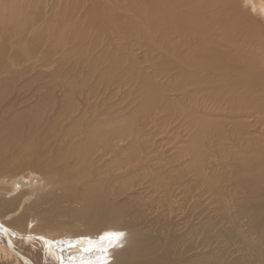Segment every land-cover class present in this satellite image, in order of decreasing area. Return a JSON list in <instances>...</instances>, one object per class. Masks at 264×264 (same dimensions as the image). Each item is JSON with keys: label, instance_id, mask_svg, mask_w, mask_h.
<instances>
[{"label": "bare ground", "instance_id": "6f19581e", "mask_svg": "<svg viewBox=\"0 0 264 264\" xmlns=\"http://www.w3.org/2000/svg\"><path fill=\"white\" fill-rule=\"evenodd\" d=\"M56 1L60 2L57 8L68 18L71 25L68 24V27L72 30L114 29V0ZM242 1V5L247 8L241 7L240 11L234 5L230 7L235 20L226 22L222 51L216 45L199 43L191 37L187 46L179 40L175 63L163 58L169 68L178 67L176 77H172L174 84L168 90L176 91L179 95L176 106L181 113V122L194 130L191 132L192 141L180 147L182 153L188 152L191 156L187 157L188 154L184 153L186 157L180 161L182 165L187 160L192 162L197 170L195 178L206 190L215 184V177H219L208 172L209 167L215 165L208 161L212 156L215 163H223L221 169L229 174V178L219 179L231 183L233 188L231 172L239 173L246 191L253 181L254 186L258 183L260 188H264V177L258 171L260 168L264 172V128L258 129L256 123L259 120L264 124L263 39L259 26L253 25L249 10V6L259 4L264 11V1ZM40 3L42 0H0V22L13 28L18 26L15 29L18 34L24 25H29V19H34V15L41 9ZM176 4V1L170 4L166 0H152L143 14L138 5L132 10L137 15L135 17L144 19L150 26V33L156 29L161 30L160 34L165 40L175 17V28L179 27L181 31L185 28L198 36L202 34L205 23L202 9L205 3H201L197 9L194 6L186 8L183 4L177 12ZM126 22L121 21L120 25L124 27ZM5 31L7 28L4 27L3 35ZM134 34L140 33L134 29ZM13 35L16 36L15 33L10 36ZM251 43L261 45L259 49L252 48ZM24 55L29 54L24 52ZM86 55L89 53L86 52ZM91 62L97 61L92 59ZM201 64L205 69L208 66L202 75L199 73ZM213 68L222 73V86L210 75V69ZM70 78L64 89L60 86L63 89L61 92H57L54 85L41 101L34 102L11 121L0 122V264H229L226 256L213 258L212 252L209 254L211 239L213 241L219 236L214 233L212 236L209 216L205 218V227L208 229L204 232L202 254L196 251L194 243L198 242V235H202L205 228L203 225L194 226L189 232L167 228L160 221L161 211L150 217L144 231L137 228L129 230L127 226L121 225L120 211L124 207H114L106 196L108 181L113 182L112 177L115 176H112L114 160L120 157L123 162L135 161L131 157L134 150L148 146L146 142L150 127L144 129L133 123L114 127V122H117L114 121V113L95 106L103 105L107 100L103 98L105 101L101 102L100 95L94 91L92 94L83 92L89 89V85L84 82L86 86L79 87L77 78ZM20 88L27 91L30 89L26 85H20ZM18 89L17 85L13 87L0 81V113L5 102L14 100L11 94H16ZM198 92L204 95L203 102L194 98L199 95ZM145 95L154 103L161 98L158 94ZM62 97L66 99L64 103ZM210 104L211 107H207ZM164 106L169 107L167 103ZM51 112L57 113L49 114ZM143 160L136 162V165L132 162L135 165L132 170L134 168L137 175L140 174V178L144 179L142 184L150 198L144 204L153 211V206L155 208L158 204L151 196L162 191L163 176L160 173L169 167L162 164L153 166V170L148 169ZM98 180L105 183H96ZM77 185H84L80 192ZM237 199L239 196L236 192L234 201ZM260 200L263 205L264 197ZM59 204L62 205L61 212L65 219L55 221L53 210ZM244 213L250 220L254 219L249 209H244ZM199 216L202 218L203 215L199 213L196 219ZM235 224V227L229 229L232 235H238L240 231ZM255 228L264 235V221L259 222ZM105 233H123L124 236L117 244L110 246L107 241H100L97 245L93 239L100 240ZM66 236L86 238L78 240V245L64 246L74 242ZM85 240L89 242L85 243ZM93 247L96 250L89 252L88 249ZM95 252L98 256H95Z\"/></svg>", "mask_w": 264, "mask_h": 264}, {"label": "rangeland", "instance_id": "374dc122", "mask_svg": "<svg viewBox=\"0 0 264 264\" xmlns=\"http://www.w3.org/2000/svg\"><path fill=\"white\" fill-rule=\"evenodd\" d=\"M122 1L114 0L115 19L113 30L111 27L72 30L68 27L70 22L68 18L59 12L57 5L60 2L56 0H42L38 14L34 15L33 20H28L29 25L21 26L22 28L18 34V31L15 30L19 28L18 26L15 25L13 28L7 23L0 22V81H4L13 87L17 85L19 88L16 94L15 92L11 94L14 95V100L4 103L5 107L2 108L0 113V122L3 120L11 121L10 119H13L16 114L24 109H29L28 106L33 105L34 102L41 101L43 96L51 89L50 87L55 85L56 91L60 90L61 92L70 76V79L77 78L78 85L80 83L79 87L89 85L87 86L90 90L84 89L83 92L88 94L95 92L100 95L101 102L107 100L103 105L96 104L95 106L96 108L101 107V110L114 113V121L117 120V122H114V127L128 125L129 123H133L137 127L141 125L144 129L150 127V135L148 134L149 138L146 142L148 146L134 150L131 156L135 159V161L132 160L135 165L136 162L144 159L143 161L147 163L148 169L153 170L155 169L153 166L162 164L169 167L167 170L162 169L163 173H160L163 176L161 179L162 191L151 196V198L154 197L157 200L158 204L156 205L158 207H155L158 211L154 206L152 211L150 206L144 204L146 200L150 199L148 198L149 193L145 185L142 184L144 179L140 178V174L137 175L134 168L132 170L135 165L132 162L120 161V157L116 159L117 161L114 160L112 176H115L112 177L113 182L108 181L109 190L106 196L108 202L114 207H124L120 211L122 216L121 225L127 226L129 230L137 228L144 231L145 224L150 217L161 211L160 221L163 225L178 231L184 232L187 230L189 232L194 226L203 225L205 227V218L209 216L208 224L212 227V236L213 233L219 234L217 239L214 238L213 241L211 239L209 254L212 252L213 258L224 255L228 258L227 263L229 264H264V235L255 228L259 222L264 221V204L262 205L263 201L260 200L264 197V188H260L258 183L254 186L255 182L253 181V183H249L250 189L246 191L243 180L239 178V173L231 172V180L234 183L233 188L230 185L231 183L219 179V177L227 179L229 174L221 169L223 163L221 161L215 163L214 156H212L208 161L215 165L210 166L208 172L211 171L210 173L217 174L219 177H215L217 178L213 182L215 184L206 190L204 185L199 184L195 178L197 170L192 166V162L187 160L183 165L181 164V158L183 160L188 152L182 153L180 147L183 144L188 145L192 141L191 132L193 133L194 130L192 131L186 124L183 125L184 122H181V113L178 112L176 106L179 95L176 91L168 90L174 84L172 77H176L178 67L172 66L169 68L164 64L165 59H163L166 57L167 61L175 63V53L180 41L185 42L187 46L192 38H195V41L199 43L216 45L222 51L227 23L235 20L230 7L234 5V8L237 7L239 10L241 7H247L242 5V0H166L170 4L176 1V12L183 4L186 8L194 6L197 9L201 3H205L204 9H202V17L205 23L203 33L198 36L185 28L182 31L179 27L175 28L177 22L175 17L171 29L167 30V34L165 31L168 36L165 40L160 34L161 30L156 29L150 33V26L144 22V19L135 17L137 15L132 10L135 8L134 6L138 5L143 14L152 0H127L128 3H124L125 0ZM141 7L142 10L146 9L142 11ZM249 10L250 18L254 22L253 25L260 28L263 39L262 51L264 53V11L262 5L249 6ZM120 19L124 22L127 21L126 23L130 27L126 23L122 27ZM128 20H133L132 24ZM4 27L7 28L5 35L2 33ZM133 28L136 33L140 34H134ZM8 32L10 35L15 33L16 36H10ZM201 37H204V39H201ZM251 45L252 48L259 49L261 44L251 43ZM24 52H28L29 55L25 56ZM86 52L89 55H86ZM95 58H98V60ZM92 59L97 62H91ZM206 69H208V66ZM206 69L201 64L199 73L202 75L206 72ZM219 72V69L213 68L210 69L209 73L222 86L223 76ZM20 85H26L30 89L28 91L24 90L20 88ZM61 85L63 89H61ZM152 93L161 97L155 103L148 100L147 95H145H153ZM198 93L199 95L194 98L203 102L204 95ZM58 95L60 94L58 93ZM56 99L59 100V98ZM61 99L63 103L66 100L63 97ZM166 103L169 106L168 108L164 106ZM207 107H211V104ZM54 113L57 112L49 114ZM256 123L258 129L260 127L264 128V124L259 120ZM156 127H158V131H156ZM154 139L155 141H153ZM206 146L208 145L206 144ZM207 150L209 151V148ZM189 156L191 154H188L187 157ZM121 160H124V158ZM126 168H128L127 172ZM258 171L259 175L264 177V172L260 168ZM36 174L42 177L38 172ZM103 180L95 182L104 184L105 181L103 182ZM260 185L262 186L261 182ZM77 186H79L78 192L84 187V185ZM236 192L239 199L234 201ZM166 194L167 196H165ZM225 204L226 209L224 208ZM61 207L62 205L59 204L53 210L55 221L65 219ZM244 209H249L255 220H250L245 215ZM137 212H139V215ZM199 213L203 216L196 219V215ZM259 215H261V218H259ZM235 223L238 225V231L240 230L238 235L235 233L232 235L229 232L232 226H236ZM179 225L183 226L180 227ZM205 229H208V227L204 228L202 235L199 234L197 237L198 242L194 243L196 251H200L199 254L203 253ZM66 238L74 242L64 246H75L78 245V240L86 237L66 236ZM93 240L96 241L97 245L100 244L99 239L94 238ZM208 243L210 244V242ZM95 256H98L97 252H95Z\"/></svg>", "mask_w": 264, "mask_h": 264}, {"label": "snow or ice", "instance_id": "6c2138e0", "mask_svg": "<svg viewBox=\"0 0 264 264\" xmlns=\"http://www.w3.org/2000/svg\"><path fill=\"white\" fill-rule=\"evenodd\" d=\"M123 236H124L123 233H105L103 236L100 237V241L101 242L107 241L109 245L111 246L121 241ZM84 242L88 243L89 241L85 240ZM95 250H96L95 247L88 249L89 252H93Z\"/></svg>", "mask_w": 264, "mask_h": 264}]
</instances>
